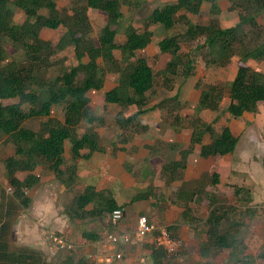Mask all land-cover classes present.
<instances>
[{
  "label": "trees",
  "instance_id": "trees-1",
  "mask_svg": "<svg viewBox=\"0 0 264 264\" xmlns=\"http://www.w3.org/2000/svg\"><path fill=\"white\" fill-rule=\"evenodd\" d=\"M220 1L175 0L172 4L154 9L143 20L140 29L127 25L125 38L117 42V32L111 27L118 26L123 20L122 7L130 8L138 1L72 0L70 13H65L59 9L55 0H0V134L13 146V153L5 158L3 165L13 200L20 208L26 209L31 203L26 192L39 184V178L34 175L37 168L48 169L66 193H73L77 161L89 160L95 153L106 152L95 130L88 129L78 135L77 129L81 123L90 126L103 123L101 118L93 115L88 93L101 90L107 74L116 76V83L104 92V103L117 105L121 109L132 106L137 108L129 117L117 116L115 123L120 130L129 129L137 124L139 117L156 110L157 105L145 107L146 98L155 82L152 66L142 57L131 60L136 52L146 49L151 43L152 26H160L165 32L173 30L179 23L186 27L184 35L164 37L157 45L159 53L169 58L164 69L169 75H176L179 67L183 68L184 79L193 75L194 62L188 55L181 53L180 37H204L202 47L210 49L211 61L220 68H229L232 60L238 58L236 74L228 83L208 84L203 88L199 82L196 83L195 87L200 89L197 113L202 110L218 112L226 93L230 101L226 112L230 116L239 118L244 113L256 114L259 111V105L264 104V72L252 69L247 63L264 64V25L258 24L256 17L264 11V0H240L237 4L241 7L239 21L228 28H220L218 25ZM203 4L209 5L211 18L204 25L191 23L187 16L198 15ZM87 9L106 15V25L96 41L91 38ZM16 12L24 17L21 23L14 21ZM59 28H63L64 32L56 42L40 38L42 30L56 31ZM2 40L10 41L15 48L21 49L22 59L8 60L6 50L1 45ZM69 48L73 50L76 64L59 68L56 75L49 76L48 71L54 65V58ZM116 53L120 56L117 57ZM3 100L12 102L4 105L1 102ZM54 107L61 108L62 119L51 116ZM43 118L45 120L39 123L37 131L24 127L28 120ZM172 125L178 133L186 128L178 117L174 118ZM189 126L191 132L188 147L178 151V160L161 167L166 185H171L179 178L178 174L186 167L188 157L195 147L199 148V159L207 160L230 154L237 146L239 137L229 127L215 132L199 118L189 121ZM66 142L69 143L71 162H65L64 159ZM16 172L28 174L23 181H19L15 177ZM208 177L211 186L219 185L217 172L209 173ZM233 193L244 203L251 200L244 186H234ZM181 194L184 192H177L178 197ZM242 194L245 196L241 197ZM205 196L213 206L204 220L208 246L211 245L219 252L229 250L235 263L248 264L251 259L244 254V250L235 253L240 243L237 238L229 230L221 232L227 211L217 206V200L212 198L206 187L193 191L190 200L196 201L195 198ZM9 204L13 206L5 202V209L0 211L1 229L10 226L5 217L10 211L7 207ZM187 205L190 206V202ZM69 209L70 218L75 216L86 219L109 215L116 209L123 212L124 205H118L109 191L88 185L73 196ZM168 229L171 232L177 228L171 226ZM83 236L87 240L97 238L89 233ZM148 251L152 264L180 262V257L167 260L160 250L151 246H148ZM259 258L264 264V248ZM62 264L84 263H73L67 258Z\"/></svg>",
  "mask_w": 264,
  "mask_h": 264
},
{
  "label": "rangeland",
  "instance_id": "rangeland-1",
  "mask_svg": "<svg viewBox=\"0 0 264 264\" xmlns=\"http://www.w3.org/2000/svg\"><path fill=\"white\" fill-rule=\"evenodd\" d=\"M130 1L132 3L138 1V3L130 8L122 7L123 20L118 26L111 27L117 32V42H121L125 38L124 31L127 25H132L134 29H140L143 20L154 9L175 2V0ZM55 2L59 9L70 13L72 0H55ZM238 3L240 0H221L219 2L221 12L217 19L220 28L232 27L238 23V14L241 8L237 5ZM86 12L92 30L91 38L96 41L106 25V15L92 9H87ZM187 17L191 23L207 24L211 18L209 5L203 4L198 15H188ZM256 17L258 24L264 25V11ZM23 19L24 17L16 12L15 23H21ZM151 29L153 31L151 43L146 49L136 52L131 60L142 57L147 59L152 66L155 82L152 91L146 98L145 107L157 105L156 110L139 117L137 124L130 126L129 129L120 130L115 123L117 116L129 117L137 111V108L132 106L121 109L117 105L104 103V92L113 88L116 83V76L107 74L103 88L88 93L90 109L94 116L102 119L103 123L91 126L81 123L77 129L78 135L88 129L95 130L99 135L100 145L106 152L95 153L89 160L77 161L80 165L82 182L79 181L75 185L78 190H81L82 185L91 182L95 176L97 179H107L102 189L109 191L124 205L122 220L111 224L108 214L99 218L79 219L75 216L70 218L69 208L72 198L77 192L76 190L73 193L64 192L63 186L50 175V171L46 168L37 169L41 177L39 179H43V182L26 192V195L31 197L28 208L16 207L13 195L9 191L10 187L3 165L5 158L13 153V146L2 134H0V211L5 209V202L12 203L13 206L11 204L7 206L10 210L9 213L14 214V219L10 217L7 219L10 224L29 211L37 213L36 223L39 229L46 231L44 233L46 250L44 248L43 252L45 264H62L67 258L73 263L90 264L87 263L89 261L87 255L92 254L91 244L101 242L108 234H130V239L122 246L111 248L112 253L121 252L126 258L127 264H138L140 259L143 261L142 264H152L148 245H133L132 232L137 218L140 216H146L149 221L158 226L178 228L177 232L171 231L175 236H181L185 243L178 264H237L229 250L219 252L211 245L208 246L204 220L213 207L210 203L211 200H208L206 196L195 198L196 201L190 200L193 191L206 187L212 198L217 200V206H221L227 211L221 232L229 230L240 242L235 253L237 251L241 253L244 250V254L251 259L248 264H263L259 253L264 248V193H261L262 200L260 202L249 200L244 203L234 196L233 187L244 186L249 193L253 194L254 183L259 181L264 188V124L261 127L259 124L255 125L260 127L257 129L254 125L248 126V121L242 117L230 116L227 121L225 106L228 95L225 96L218 112L202 110L197 113L200 89L195 87L196 83L199 82L202 88L208 84L228 83L236 74L239 66L238 58L232 60L229 68H220L211 61L210 49L202 47L204 37L191 35L186 39L180 37L181 53L188 55L194 62L193 75L184 79L183 68L179 67L176 75L172 76L164 71L169 58L159 53L157 45L164 37L184 35L186 27L179 23L168 32H165L160 26H152ZM245 29L247 30L248 27ZM63 32V28L56 31L42 30L40 38L44 41L56 42ZM1 45L6 50L8 60L22 59V50L15 48L10 41L2 40ZM116 54L117 57L120 56L119 53ZM53 61L54 65L48 71L49 76L56 75L59 68L76 64L72 48L59 53ZM247 65L252 69L264 72V64L256 65L248 62ZM1 102L5 105L12 101L3 100ZM51 116L58 120L62 119L61 108L54 107ZM175 117L181 119L183 126L186 127L180 133L175 131V126L172 125ZM198 118L202 123L211 126L213 131H220L225 124L236 134L242 135L238 128H241V132L245 130L240 139L241 142L235 148L239 147V150L246 144L243 139L252 127L255 134L249 133L248 136L252 137L253 142L246 147L252 153L244 163L250 170L253 179H250L246 173L238 172V170L233 171L232 164L236 163L234 165L239 166L237 163H240L238 160L235 162L231 160L235 150L224 156L200 160L198 147H195L188 157L187 166L183 170L181 169L178 174L179 178L171 185H166L165 178L161 174V167L179 159L178 151L188 147L191 132L188 122ZM44 120V118L28 120L24 123V127L37 131L39 123ZM122 133L123 135H121ZM122 139L126 141L123 142ZM171 145L174 147L172 148ZM64 147L66 149L64 152L65 162H71L69 143L66 142ZM110 163L113 166L109 167L111 168L109 177L104 164L110 165ZM205 171L208 173L218 172L220 178L218 186H211ZM42 174L46 175L42 177ZM178 191H183L184 194L178 197ZM243 196L245 195L242 194L241 197ZM249 197L253 198L254 194ZM244 199L248 200L246 197ZM188 202H190V206L187 205ZM41 213L43 215H40ZM183 213L184 217H182ZM84 233L93 234L97 238L87 240L83 236ZM52 236L62 237L68 242L74 243L75 252L57 250L50 241Z\"/></svg>",
  "mask_w": 264,
  "mask_h": 264
},
{
  "label": "crops",
  "instance_id": "crops-1",
  "mask_svg": "<svg viewBox=\"0 0 264 264\" xmlns=\"http://www.w3.org/2000/svg\"><path fill=\"white\" fill-rule=\"evenodd\" d=\"M199 92H200V90H199ZM226 95L227 94H225V96ZM225 96L223 97L222 102H223ZM222 102H221V104H222ZM229 103H230V101L228 98L227 105L225 106V108H227ZM221 104H220V106H221ZM225 111H226V109H225ZM229 117H230V115L227 113V116H226L227 121H228ZM241 117L248 121V123H249L248 126L254 125L255 128L260 129V127L264 124V120H263V118H264V104L259 105V111L256 114L244 113ZM257 124H259L260 127H256L255 125H257ZM223 127H228V126H226V124H225ZM222 128H221V130H222ZM252 130L253 129L251 127L247 131V133L243 139L246 142V144H244V147L240 148V150H239V147H237V149H235V151L233 153V156L231 157V160L233 162H235L236 160L240 161L239 164L237 163V165H239V166H235L234 164H236V163L232 164L233 171L238 170V172L246 173V175L250 179H253V177L250 174L251 172L248 169V167L245 166L244 162H245V160L247 161L248 156L252 153V152L248 151L249 150L248 148H246L247 146H250L253 142L252 137L248 136L249 133H251V134L254 133ZM220 131H215V132H220ZM238 131H239V133H242V135H243L245 130L243 132H241V128H238ZM232 133L235 136L239 137L238 143H240L241 142L240 139H241L242 135L236 134L234 132H232ZM238 143H237V145H238ZM195 152H196V150H195ZM198 152H199V148H198ZM104 165H106L107 169H105V170H106L107 175L110 177L111 168H109V167H112L113 164L110 163V165L109 164H104ZM37 169H36V171H34V175H36V177H38V178H41L40 173L37 171ZM205 172L209 176V173L207 171H205ZM27 174H28V172H17V173H15V177L19 181H23L24 178L27 176ZM76 174H77V178H76V181L74 184L77 185V182L81 181V179H82L81 174H80L79 162H77ZM44 175H46V174H42V177H44ZM50 175L52 176L51 173H50ZM184 180H186V179H184ZM106 181H107V179H105V178H104V180H101V179H97V176H95L91 182L83 184L81 190H78L77 186L75 185L74 191L76 190V192L78 193V192L82 191L85 186H88V185L93 186L98 190H102V188L104 187L103 184ZM41 182H43V179H39V183H41ZM254 184H255L254 189H253L254 190V192H253V194H254L253 198L254 199L251 197L250 198H251L252 202L253 201L254 202H260L262 200L261 199V193H264V188H263L262 183H259V181L257 183H254ZM63 189H64V187H63ZM64 192H66L65 189H64ZM253 194L250 193V196H252ZM0 196H1V193H0ZM113 198L118 205H123L121 202H119L116 199L115 196ZM14 205L16 207L19 206L17 204V202H15ZM36 214H37L36 212L29 211L26 214L22 215V217L17 218V220L12 221L11 222L12 225L9 223L10 226H8L7 228H3V229H1V225H2L1 223L2 222H0V264H38L39 262L44 260V253L43 252L46 250L44 233H46V231L39 229V227L36 223V220H37ZM13 215L14 214L8 213V215L5 217H7V218L10 217L12 219ZM40 215H43V214L41 213ZM40 231H41V233H40ZM174 231L177 232L178 228L175 229ZM176 237L182 238L179 235H177ZM44 248H45V250H44Z\"/></svg>",
  "mask_w": 264,
  "mask_h": 264
},
{
  "label": "built area",
  "instance_id": "built-area-1",
  "mask_svg": "<svg viewBox=\"0 0 264 264\" xmlns=\"http://www.w3.org/2000/svg\"><path fill=\"white\" fill-rule=\"evenodd\" d=\"M12 193V190L9 188ZM123 218L120 209L109 214L111 224H116ZM134 237V238H133ZM130 239V234H108L101 242L91 244V255L88 256L90 264H127V260L121 252L112 253V247L122 246ZM133 245L143 246L144 244L160 250L167 260H174L182 254L185 243L184 239L174 236L167 226H158L148 220L146 216L137 218L132 232ZM52 244L57 250L67 252L75 251L76 246L62 237L52 236ZM132 241V240H131ZM94 245V246H93ZM140 259L138 264H142Z\"/></svg>",
  "mask_w": 264,
  "mask_h": 264
},
{
  "label": "clouds",
  "instance_id": "clouds-1",
  "mask_svg": "<svg viewBox=\"0 0 264 264\" xmlns=\"http://www.w3.org/2000/svg\"><path fill=\"white\" fill-rule=\"evenodd\" d=\"M122 211V210H121ZM123 213V216H124V212H122ZM122 220V219H121Z\"/></svg>",
  "mask_w": 264,
  "mask_h": 264
}]
</instances>
